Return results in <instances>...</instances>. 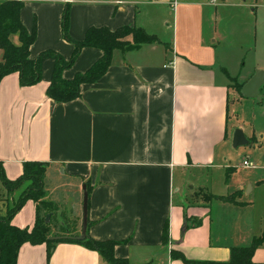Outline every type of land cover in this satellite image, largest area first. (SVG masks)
I'll return each instance as SVG.
<instances>
[{"label": "crops", "instance_id": "crops-1", "mask_svg": "<svg viewBox=\"0 0 264 264\" xmlns=\"http://www.w3.org/2000/svg\"><path fill=\"white\" fill-rule=\"evenodd\" d=\"M22 1L21 23L37 31L31 58L44 50L70 57L73 48L60 31L66 4L74 40L92 26H128L158 41L115 50L106 73L68 103L46 96L51 58L36 85L20 86L17 73L4 76L0 163L6 178H18L25 162L46 163L44 182H65L72 196L80 195V221L87 183L89 236L121 242L114 255L130 264H188L174 253L190 262H227L232 248L254 238L262 241L252 261L264 264V84L259 100L242 97L234 86L264 71V0ZM101 55L83 48L63 77L86 71ZM237 129L247 143L234 148ZM245 159L254 167H244ZM204 170L209 183L187 191L189 174ZM15 194L3 191L1 214ZM46 197L56 219L66 218L51 190ZM35 220L36 205L28 200L11 223L31 229ZM16 264L106 263L74 243H58L49 259L45 244L25 243Z\"/></svg>", "mask_w": 264, "mask_h": 264}, {"label": "trees", "instance_id": "trees-1", "mask_svg": "<svg viewBox=\"0 0 264 264\" xmlns=\"http://www.w3.org/2000/svg\"><path fill=\"white\" fill-rule=\"evenodd\" d=\"M24 6L22 0L0 1V80L11 73H17L19 84L30 87L40 82L42 76V63L46 59H53L54 65L46 96L55 103H68L80 97L81 86L93 84L98 81L111 65L115 50L126 49L129 46L153 44L158 40L154 35L147 34L142 28L121 27L110 30L107 27H89L81 40H74L69 34L70 5L66 4L61 15L60 31L64 41L71 44L73 50L70 57L65 60L53 50H44L36 57H30V46L36 39V26L29 31L20 21V11ZM17 36V44L13 43L12 36ZM131 37V41L128 40ZM83 48H95L102 55L86 71L77 73L71 79L63 77V71L70 68ZM235 89L240 93L241 84L234 83ZM46 163L25 162L22 174L15 180H8L0 163V181L7 194L18 191L16 196L8 202L4 214L0 213V264H16L18 251L25 244H45L47 259L50 258L58 243H74L85 249L96 252L106 264H130L127 259L116 258L114 248L121 242L114 240H94L88 234L89 221L86 232L81 235V225L76 229L72 223L66 224L68 218H63L62 224L52 221L55 215V205L47 200L44 191V175ZM86 191L89 186L86 183ZM224 201H233L234 196L227 197L209 195ZM31 200L36 205V220L31 229L14 226L11 221L20 211L26 201ZM88 208V200H87ZM50 214V220L45 222V216ZM168 241V225L165 222L162 230V243ZM262 239L254 238L249 246L232 248L227 262L199 261L190 262L180 254L174 257L188 264H259L252 261V256Z\"/></svg>", "mask_w": 264, "mask_h": 264}, {"label": "rangeland", "instance_id": "rangeland-1", "mask_svg": "<svg viewBox=\"0 0 264 264\" xmlns=\"http://www.w3.org/2000/svg\"><path fill=\"white\" fill-rule=\"evenodd\" d=\"M238 1H241V0H238ZM248 1H250V0H248ZM12 40L15 44H17L16 35L12 36ZM0 59H1V52H0ZM233 150H235V149H233ZM237 159L239 160L240 157H235L234 161H236ZM189 175H190V178L192 180H190L191 183L185 187V189L187 191L189 189L188 187H190L192 185L195 186V184H196L197 187L199 185L204 187V185H207V183H209L208 182V178L210 177L209 171H206V170L198 171V172L192 171V173ZM214 179L215 178L213 176V180ZM43 183H44V191L46 192V196L48 194V191L51 190L52 197L55 196V198L58 200V202H56L57 206L60 207V209L62 210L61 212H63L64 215L66 216V218H68L69 221H64V222L66 224H68L70 222V223H72V225H75L76 229H78L79 228L78 224L79 223L81 224V221H80V203H77V202H79L78 198H80V195H77V197L72 196L71 191L68 190V186H67V184H65V182L63 185H61V184L57 185V183L52 181V178H48L47 180H45V182L43 180ZM198 183H200V184H198ZM64 187H66L65 192L63 190ZM3 191H5V189L2 186L1 181H0V196L3 194ZM17 193H18V191H16V194ZM12 194H14V192L11 194H7V195H12ZM76 198H77V200H76ZM8 201L10 202L11 199H8ZM2 204H3V200H1V198H0V210H2V208H1ZM4 210H6V208H4ZM57 214L58 213L55 212V215H53L54 222L55 223L56 222H58V223L62 222L63 223V220L61 221V220L56 219ZM59 217H60V215H59ZM53 219H52V221H53Z\"/></svg>", "mask_w": 264, "mask_h": 264}, {"label": "water", "instance_id": "water-1", "mask_svg": "<svg viewBox=\"0 0 264 264\" xmlns=\"http://www.w3.org/2000/svg\"><path fill=\"white\" fill-rule=\"evenodd\" d=\"M263 84H264V71L257 70L255 71L254 75L250 78V80L241 87L240 95L245 98L259 100L260 99L259 91ZM246 143L247 142L242 131L238 129L235 130L233 135L232 146L234 148H237ZM82 190H83V197H82L81 235L83 236L86 232V227H87L88 194L86 191V187L84 185L82 186ZM49 220H50V214H47L45 216V222H48Z\"/></svg>", "mask_w": 264, "mask_h": 264}, {"label": "built area", "instance_id": "built-area-1", "mask_svg": "<svg viewBox=\"0 0 264 264\" xmlns=\"http://www.w3.org/2000/svg\"><path fill=\"white\" fill-rule=\"evenodd\" d=\"M71 0H67V2H70ZM242 165L244 166V167H247V168H253L254 167V165H253V163H251V162H249L248 160H243V162H242Z\"/></svg>", "mask_w": 264, "mask_h": 264}]
</instances>
